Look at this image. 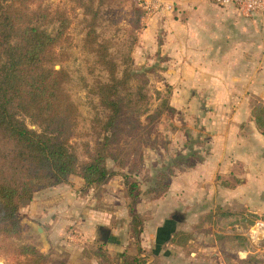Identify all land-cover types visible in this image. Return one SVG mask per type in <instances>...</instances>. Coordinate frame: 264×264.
Returning a JSON list of instances; mask_svg holds the SVG:
<instances>
[{"label":"rangeland","instance_id":"obj_1","mask_svg":"<svg viewBox=\"0 0 264 264\" xmlns=\"http://www.w3.org/2000/svg\"><path fill=\"white\" fill-rule=\"evenodd\" d=\"M205 1L208 7H219ZM183 2L95 0L97 42L106 44L116 67L112 73L86 44L80 1L49 0L70 19L56 68L68 73L66 88L78 109L71 144L80 165L104 135L112 113L103 104L110 92L105 83L116 85L111 98L118 102L120 141L107 161L114 174L99 186H86L77 175L69 183L42 181L33 199L20 205V236L4 245L30 243L52 261L64 259L66 264H79L85 250L94 254L100 248L113 264L122 263L124 254L140 255L144 264H264V152L263 158L255 153L247 160L233 152L228 172L214 175L207 170L209 161L222 157L216 152L223 143L234 147L231 135H249L247 125L264 97L214 95L215 85L201 86L207 81L190 78L197 65L171 48L168 33L176 29L164 24L178 19ZM58 26L41 28L53 35ZM160 172L171 174L172 188L156 197L151 189ZM132 183L138 202L129 194ZM134 216L141 225L133 226ZM160 223L168 234L180 228L169 238L173 245L190 239L180 249L170 248L165 236L158 240ZM0 264L13 262L0 255Z\"/></svg>","mask_w":264,"mask_h":264},{"label":"trees","instance_id":"obj_2","mask_svg":"<svg viewBox=\"0 0 264 264\" xmlns=\"http://www.w3.org/2000/svg\"><path fill=\"white\" fill-rule=\"evenodd\" d=\"M79 1L88 28L86 44L98 61L114 73L116 67L108 58L106 44L97 42L95 0ZM56 23L59 26L53 35L41 28ZM69 23L66 11L53 8L49 0H0V255L13 264H66L64 259L52 261L30 243L4 245V241L20 236V205L33 199L42 181L49 180L52 185L69 183L77 175L86 186H99L114 174L107 161L120 141L118 102L111 98L115 84L105 83L110 92L103 104L110 105L112 113L108 114L104 135L88 153V160L80 165L71 144L78 109L66 88L68 73L56 68L58 47L67 38ZM253 114L264 135V105L256 106ZM170 176L166 172L158 174L156 188L151 189L156 197L168 191ZM136 187L132 183L129 194L138 202ZM135 217L133 226L134 222L141 225ZM189 239L187 236L177 243L183 245ZM96 255L101 264H113L102 248ZM144 261L140 255L124 254L120 264Z\"/></svg>","mask_w":264,"mask_h":264},{"label":"crops","instance_id":"obj_3","mask_svg":"<svg viewBox=\"0 0 264 264\" xmlns=\"http://www.w3.org/2000/svg\"><path fill=\"white\" fill-rule=\"evenodd\" d=\"M183 1L182 12L177 14L178 19H174V22L164 21V24L166 26L173 24L176 29H170L168 33L171 38L169 39L171 48H174L183 60H190L197 65L194 68L195 73H191L190 78L207 81L206 83L201 82V86L215 85L211 92L214 95L233 96L242 92L245 97L252 95L264 97V12L249 18L242 16L233 8H223L219 5V7H208L205 0ZM191 4H193L192 7H190ZM183 73L184 71H181L177 74ZM186 77H188L187 74ZM244 104L245 100L238 112L243 110ZM235 117L237 120L240 115ZM249 123L251 124L247 125V130L250 131L248 136L244 137L233 132L235 135H231L230 140L235 138L232 142L235 144L234 147L223 143L224 146L220 153L217 149L216 154H222V157L215 156V162L212 160L208 162V173L214 172L215 175L217 172H228L230 164L228 160L233 152L236 153L235 158L242 160L251 159L249 156L255 153L263 158L264 135L258 129L255 120H249ZM232 127H238L234 121ZM240 128L243 126L240 125ZM259 145L260 147L256 148ZM171 188L170 184L168 193ZM184 188L185 186L181 192L185 194ZM184 194L183 197H185ZM97 227L101 229L103 225H97ZM179 230L180 228H176L174 232ZM174 232L171 231L168 234L167 228L160 223L157 227L158 240L165 236V241L171 244L170 248L180 249L179 244L173 245L175 241L169 239L174 237ZM40 250L47 254L42 249ZM79 259V264H101L96 252L93 254L85 250ZM178 259L181 260L180 257Z\"/></svg>","mask_w":264,"mask_h":264},{"label":"built area","instance_id":"obj_4","mask_svg":"<svg viewBox=\"0 0 264 264\" xmlns=\"http://www.w3.org/2000/svg\"><path fill=\"white\" fill-rule=\"evenodd\" d=\"M223 8L236 9L242 16L253 17L264 12V0H212Z\"/></svg>","mask_w":264,"mask_h":264},{"label":"water","instance_id":"obj_5","mask_svg":"<svg viewBox=\"0 0 264 264\" xmlns=\"http://www.w3.org/2000/svg\"><path fill=\"white\" fill-rule=\"evenodd\" d=\"M175 218L181 220L178 216H175ZM36 228H37V230H38L40 233L44 232V228H43L42 226H40V225H36ZM45 240H46V238H44V241H45Z\"/></svg>","mask_w":264,"mask_h":264}]
</instances>
